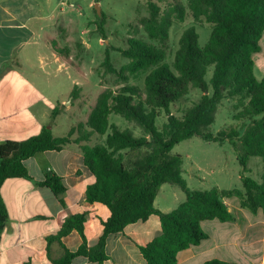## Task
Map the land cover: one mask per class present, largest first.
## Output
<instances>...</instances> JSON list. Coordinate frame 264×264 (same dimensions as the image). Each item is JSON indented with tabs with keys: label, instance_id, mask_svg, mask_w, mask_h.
<instances>
[{
	"label": "trees",
	"instance_id": "trees-1",
	"mask_svg": "<svg viewBox=\"0 0 264 264\" xmlns=\"http://www.w3.org/2000/svg\"><path fill=\"white\" fill-rule=\"evenodd\" d=\"M195 19L204 18L212 24L208 44L199 46V34L192 26L181 38L180 47L171 66L165 61L166 51L142 40L130 41L129 48L120 50L131 61L130 72L150 70L143 89L123 86L116 92L101 95L85 125L73 132L57 137L52 129L24 141L0 142V239L8 221V210L1 195L6 180L25 178L32 180L24 162L45 151H60L73 143L82 144L81 151L93 180L86 189L90 203L106 205L111 216L103 222V233L96 245L86 242L77 252L65 251L54 260L55 264H73L78 257L102 264L108 260L106 240L109 235L123 232L138 221L158 215L162 233L140 250L148 264H177V254L208 238L201 223L207 220L232 222L234 216L224 202L237 197L241 207L256 214L264 213V78L258 80L254 72V54L261 51L264 33V0H187ZM169 3L161 12L159 3ZM149 18L142 24L152 40L165 42L174 18L183 22L187 8L182 0H147ZM97 17L101 20L102 16ZM64 58L70 57L69 48L56 47ZM104 65L114 71L110 52L106 51ZM213 68L212 76L207 75ZM125 82L128 77H124ZM191 89H198L202 97L182 117L172 114L171 106L180 102ZM79 93L75 88L73 99ZM236 100L241 119L248 123L243 133L233 131L214 136L210 127L215 122L219 105L224 100ZM63 105L52 112V122L60 115ZM159 111L168 116L160 129L157 125ZM112 114L123 117L142 130L136 136L131 130H122L111 123ZM53 125V123H52ZM82 128H84L82 130ZM74 131V129H73ZM94 135L106 136L105 142L89 146ZM193 137L208 142L229 143L237 154L241 166L242 188L233 190L189 189L183 176V157L172 153L175 146ZM241 143V145L238 143ZM262 159L261 180L247 173L248 163ZM165 184L180 188L186 200L177 209L164 213L155 207L156 198ZM38 185L49 188L56 196L65 192L62 179L49 173ZM85 216L69 217L60 233L50 240H59L77 230L85 240ZM205 264H234L218 259Z\"/></svg>",
	"mask_w": 264,
	"mask_h": 264
},
{
	"label": "crops",
	"instance_id": "crops-1",
	"mask_svg": "<svg viewBox=\"0 0 264 264\" xmlns=\"http://www.w3.org/2000/svg\"><path fill=\"white\" fill-rule=\"evenodd\" d=\"M83 15L73 0H0V142L27 140L47 126L55 129L60 119L72 124V108L67 101L72 100L76 86L83 87V76L79 72L81 77L72 75L74 68L55 48L59 44L72 47L69 40L77 41ZM260 44L261 51L253 56L258 80L264 78V33ZM62 73L68 83L63 92L58 90ZM60 104L64 108L51 125L52 112ZM24 164L32 180L9 179L1 188L8 221L0 239V264H55L54 260L65 251L77 252L84 242L88 247L96 245L111 212L106 205L87 200L86 189L93 174L85 164L81 147L72 144L60 151H45ZM51 172L62 179L65 192L61 196L38 185ZM186 172L183 168V176ZM190 174L196 177L192 171ZM174 187L162 186L155 201L161 212L169 213L185 202V193ZM224 202L234 221H203L201 226L208 238L180 251L177 264H205L213 259L264 264L263 211L254 214L242 208L237 197ZM75 215L85 216V240L77 230L60 241L50 240ZM161 233L158 215L128 225L123 232L108 236V260L102 264H148L140 246L151 243ZM73 264L99 263L78 257Z\"/></svg>",
	"mask_w": 264,
	"mask_h": 264
},
{
	"label": "rangeland",
	"instance_id": "rangeland-1",
	"mask_svg": "<svg viewBox=\"0 0 264 264\" xmlns=\"http://www.w3.org/2000/svg\"><path fill=\"white\" fill-rule=\"evenodd\" d=\"M76 7L83 10V23L77 41L69 40L70 57L66 59L74 68L71 74L83 76L82 88L77 87L79 93L76 99H68L71 104L69 118L72 124H67L60 119L56 128L53 129L55 136L61 137L73 132V139L79 137L78 129L85 125L91 111L96 106L101 95L107 91L116 92L123 86H137L143 89L145 78L150 70L138 73L130 72L131 61L125 58L120 50L129 48L130 41L142 40L166 51L165 61L171 66L174 63L176 52L180 47V38L183 32L194 26L199 34V46L204 48L210 39L212 24L206 22L204 18L195 19L188 7V1L182 0L187 8L185 20L180 22L175 19L169 28V38L165 42L152 40L145 32L143 20L149 18L147 0H73ZM100 3L102 8V19L97 17L94 4ZM169 3H159L161 12L169 9ZM101 15V16H102ZM61 43V42H58ZM62 44V43H61ZM75 44V46H74ZM65 45H60L63 48ZM110 52L112 72L106 70L104 65L106 51ZM79 72V73H78ZM213 68L208 71L207 78H211ZM81 77V76H80ZM124 77H128L125 82ZM67 76L62 73L58 79V90L66 91L68 83ZM202 97V92L198 89H191L189 93L178 103L171 106L173 115L182 117L192 108ZM236 100H224L218 107L214 124L209 131L218 136L225 132L231 134L233 131L243 133L247 119H241L238 114ZM80 104V105H79ZM111 123L116 124L122 130H131L136 136H142V130L135 124L128 122L119 115L110 116ZM168 116L164 111H159L157 125L160 129L167 123ZM53 122H51L52 125ZM48 127V126H47ZM74 129V131H73ZM84 128H82L83 130ZM103 137L94 135L90 142L83 143L89 146L103 143ZM241 145V143L238 141ZM82 146V144H75ZM175 155H181L184 159L183 168L187 171L184 178L191 190H233L242 188L240 179L241 166L238 162L237 154L233 147L227 143H215L203 140L200 137H193L183 141L172 151ZM250 172L247 175L261 180L263 171L262 159L252 158L248 163ZM191 171L196 177L192 176ZM179 192H183L178 187H174ZM184 193V192H183ZM185 196V195H184ZM165 195L161 196L164 199Z\"/></svg>",
	"mask_w": 264,
	"mask_h": 264
},
{
	"label": "water",
	"instance_id": "water-1",
	"mask_svg": "<svg viewBox=\"0 0 264 264\" xmlns=\"http://www.w3.org/2000/svg\"><path fill=\"white\" fill-rule=\"evenodd\" d=\"M94 7H95V10H96L98 16L100 17V16L102 15L101 4H100V3H95ZM47 128H48L49 130L52 129L51 126H48Z\"/></svg>",
	"mask_w": 264,
	"mask_h": 264
},
{
	"label": "built area",
	"instance_id": "built-area-1",
	"mask_svg": "<svg viewBox=\"0 0 264 264\" xmlns=\"http://www.w3.org/2000/svg\"><path fill=\"white\" fill-rule=\"evenodd\" d=\"M62 5H66V2H62ZM70 6H74L73 4H70Z\"/></svg>",
	"mask_w": 264,
	"mask_h": 264
}]
</instances>
